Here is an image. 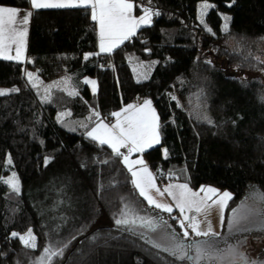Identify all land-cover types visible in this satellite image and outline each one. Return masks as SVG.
Returning <instances> with one entry per match:
<instances>
[{
    "label": "trees",
    "instance_id": "obj_1",
    "mask_svg": "<svg viewBox=\"0 0 264 264\" xmlns=\"http://www.w3.org/2000/svg\"><path fill=\"white\" fill-rule=\"evenodd\" d=\"M133 3L135 15L147 6L159 15L110 53L99 50L90 9L49 8L32 9L24 61L0 58V87L19 89L0 95V264H36L45 247L65 244L52 264H195L114 224L125 204L155 224L170 214L140 196L122 157L87 136L143 99L159 117L160 141L142 156L160 185L228 191L226 218L253 187L264 193V0ZM203 3L212 7L201 23ZM0 6L31 8L27 0ZM138 60L155 61L146 79L131 69ZM13 173L19 193L4 183ZM29 228L35 249L11 237Z\"/></svg>",
    "mask_w": 264,
    "mask_h": 264
},
{
    "label": "snow or ice",
    "instance_id": "obj_2",
    "mask_svg": "<svg viewBox=\"0 0 264 264\" xmlns=\"http://www.w3.org/2000/svg\"><path fill=\"white\" fill-rule=\"evenodd\" d=\"M31 5V9H49V8H85L91 10V19L99 25V37H100V52L110 53L125 40L130 39L136 34L137 29L141 26L150 25L152 23V17L159 15V12L155 11L151 6L144 7L142 9L143 14L139 17L133 15L135 7L133 0H27ZM212 7L207 3L201 5V23H204L203 16L206 14V10ZM21 9L16 7L0 6V57L8 60L20 61L23 57L25 38L27 36L26 25L29 22L30 17L33 15L32 11H24L21 16ZM231 17H224L223 31L227 33L229 31V23ZM209 32L212 29H207ZM15 46V55H10L12 46ZM99 54V53H97ZM86 54L85 59L88 58ZM259 59V58H257ZM211 63V61H208ZM264 63V61H261ZM28 80L32 82L33 87H37L36 77L34 73H26ZM147 77L145 76V79ZM67 82V81H65ZM85 83L93 85V91L95 92L96 81L86 80ZM51 87V86H49ZM9 91L17 92L19 89L3 90L0 89V95H5ZM78 93L73 90L69 92V95H76ZM48 89H45L44 99H48ZM175 99V97H173ZM261 102H264V95L260 97ZM66 115L61 113L60 117ZM95 115L98 117L99 113ZM113 116L117 117L115 124L109 126L108 124L100 121L91 131L87 133V136L93 141H98L100 145H108L112 152L119 157H122L123 163L128 167L133 177L132 183L136 189H138L140 196L144 197L149 205L154 206L157 209L171 213L173 208L169 204L158 202L154 195L151 194V190L155 189L156 193L163 195L159 188H156L154 183V177L148 170L142 159L130 160V154L133 152H143L145 148H150L154 144H158L160 141L159 134V117L155 112V109L151 106L150 100H145L143 105H128L120 112H113ZM123 115V119L120 117ZM58 117V119L60 118ZM204 119L208 123H212V120L204 116ZM121 148H126L128 154L121 152ZM165 156H167V149H165ZM51 158L45 159V164L49 162ZM9 163L11 160L9 159ZM108 163V161H103ZM133 165H141L142 167L134 169ZM9 185L13 192H20V183L16 174L4 181ZM179 189L178 193H174L172 188ZM169 195L173 196L176 201V207L179 208L183 215L185 209L191 210L193 207L196 212L203 211L202 205L207 200H212L214 204L219 205L221 209V224L223 225L224 217L223 210L227 206V201L232 198L231 193L225 191L222 194L218 193L215 188H202L201 191L205 193V197L197 200L198 193L192 192L188 186L176 185L169 186L165 189ZM211 194V195H208ZM216 196V199H212ZM264 199V196L260 197ZM234 215L229 222V228L235 231L248 232L249 228L242 225L241 222L248 219L247 214H236V210H233ZM185 221H189L187 224ZM139 222L141 227H147L152 231H155L159 225L155 224L151 218H145L137 216L134 209L130 205L125 204L120 210L118 218L114 219V224L119 228L121 232L128 231L136 233V225ZM165 225L166 221L163 222ZM181 229H183V236L187 238L189 236V229L195 234L196 237H209L207 240H197L187 245L183 243H175L174 245L164 247L163 250L169 252L170 255L177 260H192L195 264H200V261L212 262V264H264V259L254 258L248 252L238 250L237 247L231 243L225 241L226 247L224 249L219 248L218 241L211 239L212 237H219L220 233L214 232L211 224L209 223L206 231L201 230V221L196 217H189L183 215L182 219L178 221ZM238 225L240 227H238ZM126 226V227H124ZM83 230V229H82ZM11 237H18L25 247L35 249L37 247L36 237L32 232V229H28L24 235H20L17 232H12ZM109 237L117 239L118 237ZM98 234L93 235L92 240L98 239ZM143 238V234H141ZM173 239H175L173 237ZM149 243L153 247L159 249L162 245L158 242L149 240ZM248 238L243 237L242 240L237 241V244L242 249L244 245H247ZM67 247L65 244L63 247L56 248L53 246L45 247L43 253L37 258L36 264H52L55 257L62 256L64 249ZM194 250V255H190V252Z\"/></svg>",
    "mask_w": 264,
    "mask_h": 264
},
{
    "label": "rangeland",
    "instance_id": "obj_3",
    "mask_svg": "<svg viewBox=\"0 0 264 264\" xmlns=\"http://www.w3.org/2000/svg\"><path fill=\"white\" fill-rule=\"evenodd\" d=\"M153 18V17H152ZM28 31V28H27ZM15 53V52H14ZM15 55V54H10ZM26 57L25 53V46L23 51V57L20 61H24ZM3 58V57H0ZM154 60L150 61H131L130 66L131 69L137 79L139 78H145L148 77V74L152 71L154 67ZM31 73L35 74L36 83L38 81V76L35 72L29 71ZM264 78V73H263ZM86 80H94V78L86 77L84 79ZM93 93L97 90V82L95 85V92L93 91V85L90 83H87ZM3 90H8L7 88H1ZM160 185V184H159ZM211 186H204L201 187L199 190H194L192 192L198 193L199 195L196 197L197 200H200L201 198L205 197V193L201 191L202 188H208ZM214 188V187H211ZM216 189V188H215ZM225 191H218L219 194H222ZM228 192V191H227ZM211 195V194H208ZM264 196V193L258 189L257 187H253L250 189L247 194L245 200L241 201L233 210H236V214H247L248 219L245 221H242L241 224L248 227L249 231H235L229 228V222L233 218L234 212L233 210L229 214V216L226 218L225 216V208L223 210V217L224 222L223 226L221 224V209L219 205L214 204L212 200H207L205 204L202 205L203 211L196 212L195 208L193 207L191 210L185 209V212L183 215H187L189 217H196L199 221H201V230L206 231L208 228L209 223L211 224V227L214 232L220 233L219 237H212L211 239H214L218 241V246L221 249H224L226 247L225 241L228 243H231L237 247L238 250H243L248 252L252 257L254 258H260L264 259V199H261L260 197ZM216 196H213L212 199H216ZM228 202V201H227ZM180 214L176 213H170L168 216H165L162 218V221L158 223V228H156L155 231H152L151 229H142L138 225L136 226L137 230L142 233L145 238L149 241H155L162 245L161 249L164 247H168L171 245H174L175 243H183L185 245L192 243L193 241L197 240H207L210 239L209 237H196L195 234L189 229V236L185 238L183 236V229H181L178 221L179 219L183 218V215L181 214L179 208H177ZM179 215V216H178ZM171 218L175 219L174 221L171 220ZM166 221L167 224L165 225L163 222ZM189 221H185L187 224ZM238 227H240L238 225ZM25 234V233H24ZM20 234V235H24ZM173 237L175 239H173ZM243 237L248 238L247 245H244V247L241 249L240 246L237 244V241L242 240ZM194 250L190 252V255H194ZM192 261V260H190ZM194 262V261H192ZM195 263V262H194ZM200 264H212V262H206V261H200Z\"/></svg>",
    "mask_w": 264,
    "mask_h": 264
},
{
    "label": "crops",
    "instance_id": "obj_4",
    "mask_svg": "<svg viewBox=\"0 0 264 264\" xmlns=\"http://www.w3.org/2000/svg\"><path fill=\"white\" fill-rule=\"evenodd\" d=\"M7 7V6H6ZM18 9H20V8H18ZM22 11H21V16L23 15V12L24 11H32V9L31 8H29V9H21ZM143 14V13H142ZM142 14H140V15H142ZM133 15H135L134 14V12H133ZM140 15H135V16H137V17H139ZM28 25H29V22H28V24L26 25V27L28 28ZM96 25H97V38H98V47H99V44H100V37H99V25H98V23L96 22ZM27 37V36H26ZM24 46H26V38H25V45ZM99 50H100V48H99ZM15 52V46L13 45L12 46V51L9 53V54H15L14 53ZM145 100H149V99H143V100H140L139 102H137V103H134V104H132V105H136V106H140V105H143V102L145 101ZM151 101V100H150ZM151 106H152V108L153 109H155V106L153 105V103H152V101H151ZM155 112H156V114H157V111H156V109H155ZM158 115V114H157ZM117 117L114 119V121L113 122H111V123H108V122H106V121H104V120H100V121H103L104 123H106V124H108L109 126H111V125H113V124H115L116 123V121H117ZM120 119H123V115L120 117ZM100 121H98L95 125H93L91 128H90V130L89 131H91L92 130V128H94ZM154 145H156V144H154ZM153 145V146H154ZM108 146V145H107ZM109 147V146H108ZM110 148V147H109ZM146 149H148V148H145V150ZM144 150V151H145ZM143 151V152H144ZM121 152L122 153H124V154H128V150L126 149V148H121ZM143 152H140V153H137V152H133V153H131L130 154V160H137V159H142L143 161H144V163H145V165L147 166V168H148V170L152 173V175H153V177H154V183H155V185H156V188H159L162 192H164V194L161 196V195H159L158 193H156V191H155V189H152L151 190V194L152 195H154L155 196V198L158 200V202H161V203H165V204H169V205H171L172 206V208H173V211L171 212V213H178V214H180L179 213V211H178V209H177V207H176V201L173 199V196L172 195H169V193L167 192V191H164L165 189H167V188H169V186H176V185H185L184 183H180V182H168V183H165V184H163V185H159V183L157 182V180H156V178H155V176H154V174H153V172L151 171V169L149 168V166H148V164H147V162L145 161V159H144V157L142 156V153ZM125 165V164H124ZM126 166V165H125ZM140 167H142L141 165H133V168L134 169H137V168H140ZM126 168L128 169V167L126 166ZM130 172V171H129ZM130 175H131V172H130ZM131 179H133V177H132V175H131ZM188 186V185H187ZM135 187V186H134ZM188 188L189 189H191V191H196V190H199L200 188H197V189H193V188H191V187H189L188 186ZM137 191H138V189H136ZM172 191L174 192V193H178L179 192V189H177V188H175V187H173L172 188ZM138 193H139V191H138ZM142 197V196H141ZM146 202H147V200L144 198V197H142ZM148 203V202H147ZM161 210V209H160ZM165 212V211H164ZM167 213H169V212H167ZM179 216V215H178ZM223 226V225H222Z\"/></svg>",
    "mask_w": 264,
    "mask_h": 264
}]
</instances>
